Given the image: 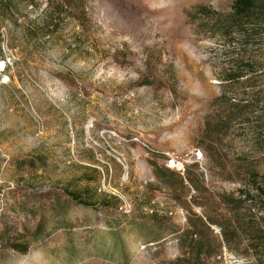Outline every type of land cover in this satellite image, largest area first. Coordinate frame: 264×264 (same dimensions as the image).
I'll use <instances>...</instances> for the list:
<instances>
[{
    "label": "rangeland",
    "instance_id": "1",
    "mask_svg": "<svg viewBox=\"0 0 264 264\" xmlns=\"http://www.w3.org/2000/svg\"><path fill=\"white\" fill-rule=\"evenodd\" d=\"M1 1L0 264H244V146L210 136L232 0ZM84 174L124 209L74 203Z\"/></svg>",
    "mask_w": 264,
    "mask_h": 264
},
{
    "label": "trees",
    "instance_id": "2",
    "mask_svg": "<svg viewBox=\"0 0 264 264\" xmlns=\"http://www.w3.org/2000/svg\"><path fill=\"white\" fill-rule=\"evenodd\" d=\"M221 38L226 54L218 77L222 93L217 103L228 115H214L210 136L227 131L242 141L244 147L235 165L240 174L238 194L253 203L250 207L255 211L244 224L231 221L232 227H223L222 234L227 246L236 243L233 248L246 254L244 264H264V0H232ZM214 153L218 158L216 148ZM81 182L85 185L78 188ZM95 182L96 175L84 174L64 192L74 203L86 207H120L117 197L93 188ZM15 249L27 253L28 247L18 243Z\"/></svg>",
    "mask_w": 264,
    "mask_h": 264
},
{
    "label": "built area",
    "instance_id": "3",
    "mask_svg": "<svg viewBox=\"0 0 264 264\" xmlns=\"http://www.w3.org/2000/svg\"><path fill=\"white\" fill-rule=\"evenodd\" d=\"M3 63H4L3 65H4V67H5V65H7V64H6V62H3ZM4 67H3V68H4ZM196 155H197V157H199V156H202V155H201V152H200V153H198V154H196ZM152 202H153V201H152ZM154 203H155V202H153V204H154ZM121 209H124V205H122V206L120 207V210H121ZM150 212H151V213H153V212H154V210H153V209H151V211H150ZM243 263H244V262H243Z\"/></svg>",
    "mask_w": 264,
    "mask_h": 264
},
{
    "label": "bare ground",
    "instance_id": "4",
    "mask_svg": "<svg viewBox=\"0 0 264 264\" xmlns=\"http://www.w3.org/2000/svg\"><path fill=\"white\" fill-rule=\"evenodd\" d=\"M2 68L4 67V65L1 66Z\"/></svg>",
    "mask_w": 264,
    "mask_h": 264
}]
</instances>
